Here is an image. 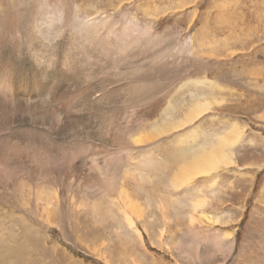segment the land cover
Masks as SVG:
<instances>
[{"label": "rangeland", "instance_id": "374dc122", "mask_svg": "<svg viewBox=\"0 0 264 264\" xmlns=\"http://www.w3.org/2000/svg\"><path fill=\"white\" fill-rule=\"evenodd\" d=\"M48 15L56 21L65 17L63 25L68 26L98 19L105 23V31L114 26L129 27L135 20L139 29L153 26L155 35L169 42L174 40L179 47L192 37L195 52L204 59L178 56L173 59L175 63L168 60L142 72L135 82L147 84L148 90L132 104H143L161 93L179 90L185 83L209 80L215 90L205 98L215 102L213 111L177 133L183 137L179 146L186 150L205 141L216 142L230 126L224 122L227 118L238 122L242 135L233 146L232 165L199 175L176 191L167 186L161 191L167 196L165 204L159 205L161 199L155 195L136 200L142 219H137L135 210L133 216L138 221L132 228L120 214L126 210L120 207L102 204L101 215H97L92 203L99 201L90 194L85 202L89 205L79 211L67 200L62 201L55 210L57 225L52 228L41 221L39 212L31 216L16 208L12 213L18 218L20 234L16 264H264V0H0V50L12 46L13 52L25 56L26 52L19 48ZM56 23L53 31L62 24L61 20ZM204 47L206 54L202 52ZM128 56L130 62L142 59L139 52ZM121 82L111 78L108 85L114 88L117 107L127 119L123 113L128 115L130 111L125 110L128 96L124 89L130 80ZM193 92L191 86L181 90L186 100ZM214 117L221 121H214ZM143 152L134 157L138 162ZM38 163L33 164L37 171L43 167V161L42 165ZM108 165L112 175L121 177L120 174L134 173L136 164L122 154ZM170 177L165 185L171 184ZM145 184V191L152 193L153 184ZM13 187L11 184V194ZM173 198L177 203H171ZM198 201L201 206L194 211L192 203ZM3 210L10 213L8 205ZM103 212L106 217L102 220ZM9 217L8 214L4 219L7 225ZM190 217L195 220L192 222ZM215 233L222 236L224 243L232 240L233 252H214L213 243L208 244L207 238ZM193 244L200 246L196 258L188 252ZM1 260L0 264H14L13 258L6 263Z\"/></svg>", "mask_w": 264, "mask_h": 264}, {"label": "bare ground", "instance_id": "6f19581e", "mask_svg": "<svg viewBox=\"0 0 264 264\" xmlns=\"http://www.w3.org/2000/svg\"><path fill=\"white\" fill-rule=\"evenodd\" d=\"M63 19L57 20L62 24L53 31L58 23L48 15L19 48L25 56L13 52L12 46L0 50V259L5 263L13 258L16 264L20 235L18 218L12 215L16 208L31 216L39 212L41 221L52 228L57 225L55 210L62 201L67 200L79 211L89 205L85 202L90 194L99 201L92 203L97 215H101L102 204L120 207L126 210L120 214L132 228L137 219H142L136 200L155 195L160 197L161 205L167 198L161 191L167 186L176 191L199 175L232 165L233 146L242 135L238 122L227 118L224 122L230 126L216 142L205 141L186 150L179 146L182 135L177 133L213 111L215 102L205 98L206 94H214L215 85L209 80L195 81L197 85L185 83L179 90L132 104L146 89L147 84L135 82L142 72L168 60L173 62L178 56L204 59L195 52L192 37L179 47L174 40L155 35L153 26L139 29L135 20L129 27L114 26L105 31V23L98 19L81 20L71 26L63 25ZM43 26L46 29H41ZM205 51L204 47L203 54ZM128 52H139L142 59L130 62ZM111 78H119L121 83L130 80L124 89L128 96L124 109L130 111L128 115L123 113L127 119L117 107L114 88L108 85ZM186 86L194 90L188 100L181 93ZM212 119L221 121L218 117ZM141 152L138 162L134 157ZM122 154L136 164L135 172L118 177L109 172L108 162ZM42 161L43 167L37 171L33 164L42 165ZM169 177L171 184L165 185ZM145 183L153 184L152 193L145 191ZM173 199L171 203H177ZM201 203H192L194 211ZM6 205L10 213L5 214ZM135 210L137 219L133 216ZM8 214L9 225L4 221ZM104 217L105 212L102 220ZM209 239L207 243H213L210 245L215 253L222 249L225 254L233 252L231 239L224 243L217 233ZM199 248L193 244L188 249L190 256L198 257Z\"/></svg>", "mask_w": 264, "mask_h": 264}]
</instances>
